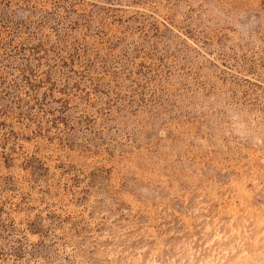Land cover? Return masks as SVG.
Wrapping results in <instances>:
<instances>
[{
	"label": "rangeland",
	"instance_id": "obj_1",
	"mask_svg": "<svg viewBox=\"0 0 264 264\" xmlns=\"http://www.w3.org/2000/svg\"><path fill=\"white\" fill-rule=\"evenodd\" d=\"M0 264H264V0H0Z\"/></svg>",
	"mask_w": 264,
	"mask_h": 264
}]
</instances>
